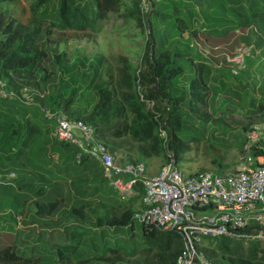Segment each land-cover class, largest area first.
<instances>
[{
	"label": "trees",
	"instance_id": "1",
	"mask_svg": "<svg viewBox=\"0 0 264 264\" xmlns=\"http://www.w3.org/2000/svg\"><path fill=\"white\" fill-rule=\"evenodd\" d=\"M22 0H0V79L5 83L8 90L18 92L23 88L39 92L43 98H36L40 106L48 107L52 110H61L70 119L82 121L93 127L95 135L102 141L108 133L116 137L128 136L137 144L140 154L139 162L142 160L163 156L166 158L165 148L158 132L160 122H166L168 133V149L173 153L175 161L178 162L180 156L186 151L184 144L178 138V133L185 125V116L188 109L191 113L197 112L198 118L203 122L221 123L224 128L225 115L228 109L212 118V111L208 113L214 104V100L224 92L227 87L226 82L219 86H213L210 91L203 87L207 76L204 70L208 68L205 60L197 58L196 55L186 54L180 51L174 53L168 50H156L150 20L158 19L160 10L157 5L161 0H151L153 8L150 7L148 13L142 15L140 1L135 0L130 8H125L123 17L133 19L135 16L141 18L138 26H147L149 34L146 38L144 50L139 66L133 71L131 64L125 57H111L117 61L115 75H109L105 83L96 88V101L89 110L74 108L80 93L79 88L67 87L62 92H54L46 88L48 76L39 75V71L44 60L49 56L45 48H41L39 41L43 35L51 34L53 29L66 32L84 33L88 29L95 30L96 24L103 20L109 13L117 12L122 6V0H58L57 10L54 20L48 24L45 31L42 25L51 18L41 10L53 0H34L29 7L30 18L22 21L16 18L12 8L2 9L6 4L15 6ZM247 9L232 10L239 18V23L231 29V32L241 30V40L249 46L251 52L258 51L256 57L251 55L245 59V67L237 75L231 74L225 68L218 69L219 75L228 71L230 78L238 81L235 91L230 94L238 97V102L244 104L247 101L246 114L259 115L264 118V0H247ZM143 17V19H142ZM176 27L180 32L188 30L184 21L178 18ZM255 26V27H253ZM252 28V29H251ZM204 30V27H203ZM206 30V29H205ZM182 32V33H183ZM193 35L198 34V30H189ZM212 35V34H209ZM219 36V38L225 37ZM231 55V54H229ZM185 56L191 64H197L199 70L195 71L192 82L186 88L178 87L175 81L182 78L186 70L174 64V58ZM65 54H58L55 58L56 65L67 73L71 78L77 76V65L64 66ZM98 65H101L105 58L95 57ZM226 63V56L222 59ZM197 61V63H195ZM227 64V63H226ZM98 70L95 69L93 75L85 82H90L96 78ZM74 75V76H73ZM247 78L249 82L246 81ZM95 80V79H94ZM241 81L244 83L241 85ZM244 90L240 93V90ZM251 91V92H249ZM259 93V97H257ZM145 101L153 102L152 110L147 109ZM202 106L206 111H201ZM234 108H231V111ZM155 114L157 117L155 118ZM228 114V113H227ZM37 116L46 121L37 106H25L16 100L0 99V173L6 175L10 173L7 163L16 165L19 171L26 168L23 159L32 139L39 136L43 131L38 125L39 122L32 118ZM50 124V123H49ZM249 125L241 127L242 136L237 144L241 150L246 143V132ZM54 139V138H53ZM63 147L72 146L70 144L58 142ZM100 141V140H99ZM103 143V142H102ZM74 147V146H73ZM75 148V147H74ZM76 149L72 156V161L79 167V174L72 175L71 180H81L83 168L88 164L90 158H82L77 162ZM252 154L264 155V139L258 147H252ZM23 159V160H22ZM66 157H64L65 161ZM63 160V159H62ZM37 167V164H33ZM33 167V166H32ZM33 167V168H34ZM96 168L101 167L95 163ZM17 184V176L15 179ZM31 184L33 181L31 180ZM34 188V187H33ZM86 189V188H85ZM47 188L41 186L35 188L33 195L39 197L35 202L36 207L42 214H54L60 205L64 204L65 198L55 197L45 194ZM81 196H85L86 190L79 189ZM87 195V194H86ZM137 201L134 197L125 203L123 208L110 216H96L95 227L104 230L103 227L117 231L120 228L132 227L134 210L132 205ZM88 202V201H87ZM83 200L76 201L70 214L80 216V221L84 222L88 216L87 206L89 203ZM87 204V205H86ZM42 211V212H41ZM18 215L14 217V222H18ZM143 236L149 240L150 245L156 251L153 255V264H175L182 249L181 237L175 231L160 232L150 230L141 223ZM68 228V227H64ZM77 225L69 230L67 240H78L85 231H78ZM78 238V239H77ZM114 252V249H109ZM206 257L213 263L218 264L219 259H228L231 264H264V245L258 242H251L244 246L242 242H236L226 237L215 239L208 243L204 249ZM74 252L71 244L58 246L55 255L40 257H25L17 252L15 245L0 247V264H40L42 260L50 261L56 258L61 263L71 264L74 260L70 253ZM86 261V259L80 260Z\"/></svg>",
	"mask_w": 264,
	"mask_h": 264
},
{
	"label": "rangeland",
	"instance_id": "2",
	"mask_svg": "<svg viewBox=\"0 0 264 264\" xmlns=\"http://www.w3.org/2000/svg\"><path fill=\"white\" fill-rule=\"evenodd\" d=\"M33 1L22 0L15 6L6 4L1 8H12L17 19L26 21L30 18L29 7ZM134 2L135 0H122L120 10L109 13L96 24L95 30L88 29L87 32L76 33L53 29L51 34L42 36L39 46L45 48L49 56L44 60L39 75L48 76L46 88L49 91L53 90L56 93L58 91L62 92L67 87L79 88L78 98L81 100L77 101L74 108L89 110L97 98L96 88L105 83L110 74H116L118 64L111 57H125L131 64L133 71L137 70L149 31L147 26L145 28L138 26L141 18L135 16L133 19H125L123 17L122 14L125 8H130ZM246 4L247 0H161V3L157 5L160 10L158 19L152 18L150 20L156 50H168L172 53L180 51L196 55L197 58H202L206 63L220 64L228 70L227 64L222 59L232 54L236 47L244 44L239 39L242 34H245L241 30L231 32V29L239 23L238 16L232 10L244 11L247 9ZM57 5L58 0H53L42 8L41 11L51 17L46 24L42 25L44 31L48 28V24L54 20ZM178 18L183 20L188 28V30L182 31L183 33L175 28ZM192 29L198 30L199 33L193 35L189 32ZM225 34H227L225 37L219 38V36ZM205 39H208L211 43L208 45L210 48L217 47V49L208 50L204 44L202 45ZM208 51L210 52L209 55ZM62 53L65 54L64 66L77 65V76L75 78H71L70 75L64 73L56 65L55 58ZM204 54L208 58L203 57ZM213 54L218 55L214 60L211 57ZM223 54L225 55L223 56ZM257 54L258 51L251 52L254 57ZM97 56L105 58L101 65L96 62L95 57ZM174 64L186 70L185 75L182 77L183 83H188L194 78V75H192L193 66L187 57L174 58ZM95 69L98 70L95 74L96 78L88 86V82L85 81L93 75ZM225 79L227 87L214 100L212 108L207 109V111L208 113L214 111L212 118H216L219 113L222 114V111L229 108L228 112L225 111L226 118H224L228 128H224L221 123L216 121L203 122V119L197 117V112L191 113L188 109H185V125L182 131L178 133V138L184 144L186 151L180 156L176 165L177 169L185 175L204 171L223 174L232 170L240 153L237 144L240 138L244 136L241 127L264 122L261 114H246L247 101L244 104L239 103L238 97L230 94V92L237 94L234 87L238 86V81L235 78H230L228 71L225 72ZM246 81L249 82V79L247 78ZM243 83L241 81V85ZM243 92V89L240 90V93ZM259 95L257 93V97ZM199 108L203 112L206 111L202 106H199ZM231 108H234V111H231ZM32 118L35 117L32 116ZM35 119L39 122L38 125L43 132L34 137L27 148V152L23 157L26 168L17 172L18 167L16 165L7 163L8 169L13 171L14 174L29 175L37 188L41 186L50 187L58 177L63 178L67 174L71 177L79 174V167L72 161L75 148L73 146L63 147L56 143L51 136L52 125L44 122L38 116ZM129 140L131 142L129 141L127 146L135 156L137 144L131 138ZM64 157L66 159L62 164ZM142 162L148 169L147 174L152 175L161 168L165 158L163 156L151 157L142 160ZM34 163L37 164V167H34ZM92 164L93 161H90V165ZM94 170L95 168L92 167L91 171ZM61 178L58 180H61ZM87 185L86 189L84 188L87 193L82 196H89L88 216L84 222L80 221L79 223V215L75 217L70 214L69 207L73 202L70 198L68 204H65L66 206L59 214L58 222H48V227L56 223L60 224L56 225L57 228L53 232L49 230L40 232L38 229H29L28 231H22L21 229L17 231L16 227L22 226L25 222L23 217L18 215V222H15L16 227L8 225L11 219L14 220L15 217L12 208L16 205L19 206L25 196L32 195L35 188H22L14 180L1 181L0 247L15 245L17 252L25 257L50 256L52 252H55L56 245L66 244V236L69 230L72 226L77 225V230L85 231V233L79 239L77 238L78 240H72L71 242L67 240V243L74 248V252L70 253L71 258L77 260L74 264H153V255L156 251L150 245L149 240L143 236L141 223L138 220H133L132 227L120 228L117 231L106 227H103L104 230L102 231L95 227L96 216H110L112 213H117L125 203L121 202L110 189L98 168L90 177ZM45 194L54 195L48 189ZM62 195L67 198L70 197L64 189ZM13 199L17 200V204L12 203ZM138 205L139 202L135 201L132 205L133 210L138 208ZM4 219L8 221L3 222ZM246 245L244 244L245 247ZM109 249L115 251L111 252ZM83 259H86V261H80ZM40 264L52 263L48 258L42 260ZM218 264L231 263L225 258L219 259Z\"/></svg>",
	"mask_w": 264,
	"mask_h": 264
},
{
	"label": "built area",
	"instance_id": "3",
	"mask_svg": "<svg viewBox=\"0 0 264 264\" xmlns=\"http://www.w3.org/2000/svg\"><path fill=\"white\" fill-rule=\"evenodd\" d=\"M140 2L144 15L151 4L149 0ZM250 54L251 48L242 44L226 56L231 74L237 75L245 67V59ZM37 97L44 95L27 88L18 92L8 90L0 79V99L37 106L42 117L52 125V137L75 147L77 162L82 158L96 161L102 177L121 202L137 198L136 220L150 230L175 231L180 235L182 249L175 264H216L206 257L204 249L221 237L264 245V155L252 154V147H258L264 139V122L249 127L246 143L232 170L223 174L204 171L188 175L177 169L173 153L167 148L166 122H160L158 132L166 158L161 168L151 175L147 174L143 162L116 163L93 127L70 119L61 110L40 106ZM145 103L152 110L153 102ZM15 177L14 173H0V182Z\"/></svg>",
	"mask_w": 264,
	"mask_h": 264
},
{
	"label": "crops",
	"instance_id": "4",
	"mask_svg": "<svg viewBox=\"0 0 264 264\" xmlns=\"http://www.w3.org/2000/svg\"><path fill=\"white\" fill-rule=\"evenodd\" d=\"M196 44H198V43H196ZM203 44L208 50L209 49H211V50L217 49V47L210 48L208 46L209 44H211L208 39H205L204 43H202V45ZM209 54H210V52L208 53V55ZM224 55L225 54H223V56ZM203 57L208 58V56L206 54H204ZM211 57H212V60H214L218 57V55L216 56V54H213V56H211ZM195 63H197V62L195 61ZM206 65L208 66V68L204 70V74L207 76V79L204 82L203 87L207 88L208 89L207 91H210L213 86H219V85H222V83L226 82L225 72L224 73L222 72V74H220V77H218L217 76V75H219L218 69L222 68V65H220V64L216 65V63H213V64L206 63ZM192 66H193V73L196 70L197 71L199 70L197 64H193ZM192 75H194V74H192ZM192 80L193 79H191L188 83H183L182 78H180L176 81V85L178 87H182V89H184L185 87L189 86V84L192 82ZM51 136H52V127H51ZM97 138H98V140H100L101 142H103L105 144V146L108 148L111 155L114 157L116 163L124 164L127 162H139L140 154L138 151V147L136 146L137 152L134 156L133 153L130 152L129 147L127 146V143H129V141L131 142V140H129L130 138H128L127 136L116 137L112 133H108L107 137H105L103 139L104 141H102L99 137H97ZM126 138H128V139H126ZM147 159H150V158H147ZM90 161H93L92 165H90ZM95 163H97V162L94 160H89L88 164L85 167H83V166L81 167V168H83V176H82L80 181L79 180L72 181L70 179L71 177L67 174V176H65L63 178L58 177V179L61 178V180H58V179L54 180L53 184L50 187H46L48 190H51V192L54 193V195H52V196L65 198L64 204L60 205V207L58 208V210L54 214H50V215L45 214L44 215V214L40 213L39 209L35 205V202L38 200L39 197H35L32 193V195L25 196L24 200H22V202L19 206L16 205L12 208L13 212H14V216H16V215L22 216L25 223L20 227H16L14 220L11 219V221H10V223H8V225L10 227H16L17 231H19L21 229H22V231H28L29 229H38V230H40V232L44 231V230H49L50 232H53L57 228L56 225H60V224L56 223L51 227H48L47 224H48V222H51V223L52 222H58L59 214L61 213L63 207L66 206L65 204H68L70 198H72V201H73L71 203V206L69 207L70 209H71L72 205L78 200H83L84 202H87L89 200V196L88 197H82L80 195V193L78 192V190L80 188L84 189L88 186L87 184L89 183L90 177L92 176V173H93L91 170H92V167ZM62 164H64V160H62ZM18 171H19V169H17V172ZM10 172H13V171H10ZM15 174L17 176V181H20V183L17 184L18 186H21L22 188H28V187L29 188H31V187L36 188V186H34V182H33V184H31V177L29 175L20 174V173L19 174L15 173ZM77 182H78V184H77ZM63 189L65 190V193L67 192V194L70 195V197L67 198V197H64L62 195ZM12 203L17 204V200L13 199ZM2 221L7 222L8 220L4 219ZM61 228H62V226H61ZM68 233H71V232H68ZM67 236H66V242L65 243H67ZM69 236H70V234H69ZM69 236H68V238H69ZM56 246L58 248V246H60V245H56ZM54 253L55 252H52V254H54ZM44 257L46 258L47 256H44ZM50 262L52 264H68L67 262L61 263L56 258H52V260ZM74 263H76V261H73L71 264H74Z\"/></svg>",
	"mask_w": 264,
	"mask_h": 264
},
{
	"label": "water",
	"instance_id": "5",
	"mask_svg": "<svg viewBox=\"0 0 264 264\" xmlns=\"http://www.w3.org/2000/svg\"><path fill=\"white\" fill-rule=\"evenodd\" d=\"M149 2H150V4H151V8H153V5H152V2H151V0H149Z\"/></svg>",
	"mask_w": 264,
	"mask_h": 264
}]
</instances>
